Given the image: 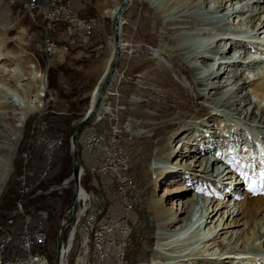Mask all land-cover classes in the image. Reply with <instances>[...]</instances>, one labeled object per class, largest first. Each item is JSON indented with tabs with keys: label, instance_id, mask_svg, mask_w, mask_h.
<instances>
[{
	"label": "rangeland",
	"instance_id": "1",
	"mask_svg": "<svg viewBox=\"0 0 264 264\" xmlns=\"http://www.w3.org/2000/svg\"><path fill=\"white\" fill-rule=\"evenodd\" d=\"M173 1L124 2L126 6L121 12L122 31L119 36L120 44L123 43L122 51L117 54L109 90L103 93L98 106L101 111L111 110L117 124L126 128L129 146L136 157L142 202L137 210L138 224L134 231V235L140 233V243L132 254L137 257L138 264H153L157 261L172 264L182 254L201 252V256H210V253L218 251L217 243L222 241L235 246V253L225 258L223 264H264V239L254 238L256 229L264 225V212L254 218L255 228L245 223L246 218L240 214L244 196H250L256 206L264 209V205L256 202L259 197H264V126L254 124L229 110L218 108L217 111L208 105L205 97L198 94L193 78L194 64L190 61L194 50L212 47L226 34L229 39L241 40L244 49L249 50V60L244 59L241 67L245 76L256 77L264 68V40L255 34L256 30L250 23H246L245 18L252 11L244 10L223 18L230 9L251 4L253 0H231L230 4L226 2V8L222 10H215L214 3L221 4L223 0H204L201 7L191 10L193 17L202 23L198 30L184 28L167 32L164 25L166 18L175 17L178 9L191 2ZM116 2L72 0L80 16L91 22L92 31L87 41L67 49L62 48L58 43L61 41H58L55 49L45 53L39 44L41 28L29 22L26 11L22 10L18 1L0 0V65L4 67L0 72V99L4 98L5 92L15 87L19 79L24 78L21 80L22 86L29 90L28 99L35 100L37 108L50 103L47 108L67 111L69 118L82 115L87 109L88 92L103 71L105 58L114 42L113 19L105 11ZM260 5L263 6L262 11L247 18H251L254 24L260 16L264 19V2ZM229 50L227 46V57L231 53ZM209 55L215 57L213 53ZM207 56L197 61L201 71L205 70L203 62L211 61L210 56ZM227 72L221 79H226ZM41 83L45 84V91L39 92ZM251 87L249 85L248 89ZM253 98L260 101L258 97ZM36 100L42 103L38 105ZM0 102L5 103L2 107L7 115L11 114L12 108L15 112L21 110L12 101V104ZM107 114L94 127L107 124L111 120ZM16 116H4L0 110V147L7 143L15 144L11 169L0 166V182L8 170L0 187V197L6 196L11 187L12 164L16 162L15 152L21 145V128L17 125L20 114ZM89 122L88 118L84 129L90 126ZM200 123L201 128L203 125L205 128L220 125L223 131V135L205 133V138H200L197 143L199 147L210 140L206 144L211 145L208 150L211 154L224 150L226 154L222 158L228 163L222 166V178L216 176L213 165L211 174L201 179L200 166L195 162L205 151L181 139L191 124ZM12 126L17 131L12 130ZM66 128L71 133V125L67 124ZM216 140L221 143L218 145ZM186 148L197 151L191 152ZM170 149L173 152L166 157ZM217 164L221 165V161L217 160ZM156 165L177 169V173L169 172L161 178L157 175ZM185 168L188 172L182 173L186 171ZM70 170L71 160L67 154L61 174L68 175ZM183 175L185 177L182 178ZM80 181L87 185L85 176L80 177ZM189 183L205 187L196 191L198 197L192 213L195 214L204 204L205 198L209 211L214 210L210 219L206 223L192 222L181 231L169 230L165 236L159 237L151 197L158 199L161 196L160 204L165 211H168L169 206L174 209L176 202L186 195L182 186H188ZM71 185L70 182L64 191V195L69 198ZM166 191H169L167 197L164 195ZM69 200L67 198L66 207ZM233 209L234 214H230ZM67 229L68 224L63 230V237ZM216 232L215 240L206 241ZM51 248H54V244H51Z\"/></svg>",
	"mask_w": 264,
	"mask_h": 264
},
{
	"label": "built area",
	"instance_id": "2",
	"mask_svg": "<svg viewBox=\"0 0 264 264\" xmlns=\"http://www.w3.org/2000/svg\"><path fill=\"white\" fill-rule=\"evenodd\" d=\"M15 1L29 22L41 28L39 44L45 53L58 43L64 49L81 45L92 31L91 22L80 16L72 0ZM47 104L28 111L21 122L12 184L7 195L0 197V264L55 262V233L69 206L60 209L59 203L71 182L70 172L61 174L66 126L77 124L91 108L69 118L67 111H54ZM106 112L111 120L94 127ZM112 113L96 108L89 117L90 126L84 129V124L76 134L79 181L85 176L87 185L80 181L84 193L79 190L72 234L70 222L64 237L62 231V248L71 236L62 264H138L132 252L140 243V233L134 235V231L141 186L128 131Z\"/></svg>",
	"mask_w": 264,
	"mask_h": 264
},
{
	"label": "bare ground",
	"instance_id": "3",
	"mask_svg": "<svg viewBox=\"0 0 264 264\" xmlns=\"http://www.w3.org/2000/svg\"><path fill=\"white\" fill-rule=\"evenodd\" d=\"M116 1H117L116 4L112 8L105 11V13H107L112 19H114V17L116 16L119 7L123 5V9H124L126 6V3L124 2L127 1L128 4L130 3L131 0H125V1L116 0ZM177 1L178 0H174L173 3ZM223 1L224 3L221 4L215 2L214 9L222 10L226 8L225 6L226 2H229V4L231 3V0H223ZM203 2L204 0H191L189 5L187 4L188 6L178 9L176 11L175 17H167L164 23L166 27L165 30L167 32L170 30H181L184 28L188 30H193V29L198 30L199 25H201L202 23L199 20H196L195 17H193L192 15L193 11L191 10L201 7ZM261 2H264V0H258V1L253 0L251 4L247 3L244 6L243 5L238 6L236 9L232 8L223 15V18H227L230 15L233 16L235 14H239V12H242L244 10L252 11V13L249 14L248 17L250 16L253 17L254 15L259 14L260 11H262L261 9H263V6L260 5ZM121 12H119L120 15ZM248 17L245 18L246 23L247 22L250 23V25L254 27V29L256 30L255 34L259 35V37H261V39L264 40V26H262L264 19H262V17L260 16L258 22L254 24L251 18L247 19ZM117 23L119 29L118 35L120 36V33L122 31V15L119 17V21ZM224 31H226L225 28ZM225 35L226 34L220 37L218 39L219 43L215 44L214 46L207 47L199 51L196 50L193 51L190 61H192V63L194 64L193 78L195 80L194 83L198 87V94L203 95L208 105L213 107V109L216 108L217 111L219 110L218 108H221V110L226 109V111L229 110L231 112H234L235 114L242 116L245 119H248L250 122L254 124L264 126V103H261V100H264V68L261 69V71L256 77L250 78L248 76H245L243 74L244 72L241 66L244 64L243 60L248 59L250 57L247 56V54L250 55L248 53L249 50L244 49L241 40H236L235 38L229 39V36L227 37ZM227 46H229L230 49L229 51H231L228 57L225 55L227 51ZM122 47H123V43L120 44V39H119V44L117 46L113 42L111 46V50L108 56L105 58L103 71L98 75L95 84L88 92L87 109L94 108L98 94L100 90L103 88L109 76L111 61L116 55V53L118 54L120 53V51H122ZM209 53L215 54L213 55L215 57H211ZM217 55L219 56L216 58ZM206 56L207 57L210 56L211 61L208 63L203 62L205 66V70L201 71L197 61H202L201 59L206 58ZM251 58L253 57L251 56ZM114 67L115 66H113V70L110 73V77L108 83L106 84L105 87L106 90L104 91V93H107L108 92L107 90H109V83L114 73ZM3 70L4 67L0 65V72H2ZM225 72H227L226 79H221ZM23 79L24 78L19 79L15 87L5 92L4 94L6 95L4 96V98L0 99V101H4V102L8 101L10 102V104H12L13 102V105H18V107L21 108L19 112H15L14 109L12 108L11 114H9L12 117H17L16 115L18 113L20 114V116H18L20 118L17 124L18 126H21L22 119L28 111L37 108L35 104V100L30 101L28 99L29 90L27 91L22 86L21 80ZM31 83H33L32 80ZM41 84L39 85V92L45 91L44 84L42 85ZM249 85H251L252 87L248 89ZM102 95L98 98V103H96V108H98V106L100 105V100H102V97L104 96ZM253 97H258L260 101H257ZM36 101L38 105L42 103L41 100H36ZM4 104L5 103L0 102L1 113L4 116H9L6 114V110L2 107ZM200 126L201 123L197 125L191 124L188 127L189 130L181 137V139L184 140V142L186 143L195 145L196 146L195 148H197L198 150L205 151L203 154L201 153L202 155L200 156L199 160L198 161L196 160L195 162L200 166L199 170L201 173L199 176H201V179L211 174L213 165H215L214 172L216 176H220L222 171L224 170V168L222 169V166L228 163L225 162L226 160L224 161L222 158V156L226 154L224 150L220 151L219 152L220 154L218 152L217 154H211L210 152H208L209 148H211V145L206 144L207 142L209 143L210 140L209 141L207 140V142H204L205 145L203 144L200 145L199 147H197L198 145L197 143L200 140V138H205L206 136L205 133H209V134L216 133L223 135V131L220 128V125H217L216 127H214L215 125H213V128L208 126L205 128V125H203L201 128ZM210 128H212V131ZM191 129L194 130L191 131ZM12 130L17 131V128L12 126ZM184 142H182L181 145H183ZM220 143L221 141L218 140L217 144L219 145ZM14 146H15L14 143H7L4 144L2 147H0V166L4 168L8 167L11 169V158L14 154V149H15ZM189 151L193 152L197 150L191 148ZM172 152L173 151L170 149L166 157H168ZM217 160L221 161V165L217 164ZM155 167L157 169V175H160L161 178L169 172H172L174 174L177 173V169L170 168L169 166L156 165ZM187 172L188 171L186 169V171L184 170L182 173H187ZM7 173L8 170L5 172V174H3L2 181L0 182V187L3 184L4 178ZM183 177L185 176L183 175L182 178ZM219 178H222V176H220ZM187 179L189 181L190 178L187 177ZM187 185L188 186H182L181 189L184 192L186 191V195L184 196V198L180 199L179 202H176L174 209H172V206H169L167 208L168 211H165V209H163L160 204L161 196L158 197V199L155 198L154 196L151 197V202L155 208L154 214L157 222V227L159 230L158 233L160 235L159 237L165 236V232L169 230L172 232L181 231L192 222L197 221L198 223L201 222L206 223L208 219H210L211 214L213 213L214 210L209 211V206L205 204V198H203L204 204L195 211V214H193L191 211L193 209L194 212V208H195L194 205L196 204L197 201L198 196H196V191L200 190V188L204 189L205 187H201V186L198 187L195 186V184L191 185L190 183ZM174 191H176V189ZM168 193L169 191L164 192L165 197H167ZM243 194L245 195V192ZM253 201L254 200L250 196H244L242 198L240 214L242 213V216L246 218L245 223L250 224V226L253 225L252 227L255 228L256 226H255L254 218L259 213L264 212V209L261 206H256ZM256 202L260 205H264V197H259ZM234 210L235 209H233L230 212V214H234ZM237 212L238 210L235 213ZM216 236H217V232L214 233L212 236H210V238H207L206 241L209 239L215 240ZM254 238L264 239V225L263 226L260 225L256 229V233H254ZM228 243L222 241L221 243L220 242L217 243L218 251L214 253H210V256H201L202 255L201 252L182 254L180 256L178 255L179 257H177V259L175 258V260L172 261V264H223L225 258H228L230 257V254L232 256V254L235 253L234 252L235 246L232 245L230 246ZM153 264H163V263L157 261V262H153Z\"/></svg>",
	"mask_w": 264,
	"mask_h": 264
},
{
	"label": "water",
	"instance_id": "4",
	"mask_svg": "<svg viewBox=\"0 0 264 264\" xmlns=\"http://www.w3.org/2000/svg\"><path fill=\"white\" fill-rule=\"evenodd\" d=\"M123 9V5H121V7H119L118 12L116 13V16L113 19V23H112V37H113V41L114 44L117 46L119 44V35H118V21H119V17L120 14L119 12H121ZM119 15V16H118ZM117 58V53L114 56V58L111 61L110 64V73L113 70V66L114 63L116 61ZM110 73L109 76L103 86V88L100 90L98 97L96 99L95 102V106L94 108H91L89 111H87L82 118L78 121V123L74 126V128L72 129L71 133L69 134L68 137V153L70 156V160H71V170H70V174L68 176V179L71 180L72 182V190H71V194H70V200H69V206L67 209V216L64 220L60 221V223L58 224L56 233H55V262L54 264H62V259H63V255L68 247V245L70 244V240H71V236L66 240V244L65 246L62 248V231L63 228L65 227V225L70 222V234H72L73 232V223L74 220L77 216V211H76V204H77V200H78V193L79 190H81L84 193V189L82 187V185L80 184L79 181V175H80V169H81V164L80 161L78 159V155H77V146H76V134L78 132V130L88 121V118L90 117V115L96 110V103H98V98L104 93V91L106 90V84L108 83L109 77H110Z\"/></svg>",
	"mask_w": 264,
	"mask_h": 264
},
{
	"label": "trees",
	"instance_id": "5",
	"mask_svg": "<svg viewBox=\"0 0 264 264\" xmlns=\"http://www.w3.org/2000/svg\"><path fill=\"white\" fill-rule=\"evenodd\" d=\"M74 125H75V123L74 124H71V130H72V128H73ZM69 134H70V131H68L67 128H66V132H65V136H64V143L66 145V149H65V153H64V159H65V156L68 154L67 143H68V136H69ZM77 148H78V144H77ZM78 157H79V155H78ZM67 198L69 199L68 195H63V197H62V199H61V201L59 203V208L60 209L66 207L67 202H68L67 201ZM52 238H54V234L52 235ZM52 262H53V257H52Z\"/></svg>",
	"mask_w": 264,
	"mask_h": 264
}]
</instances>
